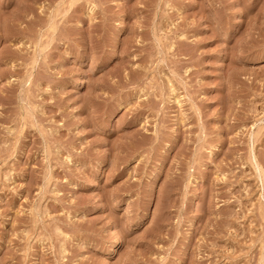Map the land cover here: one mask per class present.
Returning <instances> with one entry per match:
<instances>
[{"label": "rangeland", "instance_id": "obj_1", "mask_svg": "<svg viewBox=\"0 0 264 264\" xmlns=\"http://www.w3.org/2000/svg\"><path fill=\"white\" fill-rule=\"evenodd\" d=\"M0 264H264V0H0Z\"/></svg>", "mask_w": 264, "mask_h": 264}, {"label": "bare ground", "instance_id": "obj_2", "mask_svg": "<svg viewBox=\"0 0 264 264\" xmlns=\"http://www.w3.org/2000/svg\"><path fill=\"white\" fill-rule=\"evenodd\" d=\"M121 237L117 236V237H114L112 240H111V243L113 244L111 247H110V250H113L115 249L118 244L121 242Z\"/></svg>", "mask_w": 264, "mask_h": 264}]
</instances>
